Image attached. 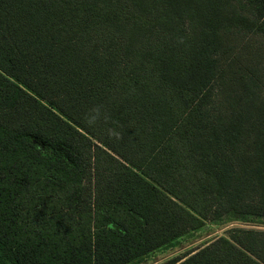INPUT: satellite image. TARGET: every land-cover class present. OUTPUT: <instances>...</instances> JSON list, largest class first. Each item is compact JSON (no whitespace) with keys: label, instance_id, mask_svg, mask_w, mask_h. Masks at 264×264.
Masks as SVG:
<instances>
[{"label":"trees","instance_id":"16d2710c","mask_svg":"<svg viewBox=\"0 0 264 264\" xmlns=\"http://www.w3.org/2000/svg\"><path fill=\"white\" fill-rule=\"evenodd\" d=\"M161 7L145 22L115 1L0 0V264H140L209 220L264 219V96L224 48L255 20ZM97 105L109 119L90 127ZM162 264H264V231Z\"/></svg>","mask_w":264,"mask_h":264},{"label":"rangeland","instance_id":"374dc122","mask_svg":"<svg viewBox=\"0 0 264 264\" xmlns=\"http://www.w3.org/2000/svg\"><path fill=\"white\" fill-rule=\"evenodd\" d=\"M104 2L115 1L131 6L134 12L133 17L143 15L145 22L156 18L164 13L165 8L161 7L165 0H101ZM203 1V0H199ZM215 6L226 4L233 13L234 20L247 19L255 20L251 27L246 23L236 24L224 30V40L226 50H229L230 63L235 66L237 74L243 73L245 79L251 84L252 90L264 96V29L260 28L264 15L261 16V9L258 3L250 0H212ZM163 2V3H162ZM144 9H142V8ZM183 19H192L189 15ZM195 19V18H194ZM186 20L183 26L188 34H193L196 30V20ZM147 36L152 41L155 38L163 37L165 33L158 29L147 30ZM257 230L264 231V219H234L224 218L220 221L209 220L202 227L195 231L181 236L177 241L167 248H161L150 253L140 264H162L173 258H182L187 254L198 250L211 240L235 234L238 231Z\"/></svg>","mask_w":264,"mask_h":264},{"label":"clouds","instance_id":"9594fccd","mask_svg":"<svg viewBox=\"0 0 264 264\" xmlns=\"http://www.w3.org/2000/svg\"><path fill=\"white\" fill-rule=\"evenodd\" d=\"M101 119L108 120L109 117L103 111V106L97 105L91 108L88 113L85 115V122L91 127L94 126ZM108 136L110 138L115 137L117 139L120 138L121 133L117 132L115 129L109 128L107 130Z\"/></svg>","mask_w":264,"mask_h":264}]
</instances>
